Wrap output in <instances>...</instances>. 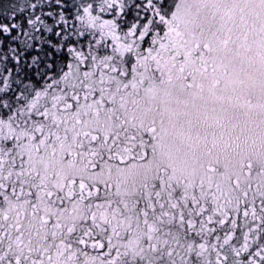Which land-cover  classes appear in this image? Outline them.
Returning a JSON list of instances; mask_svg holds the SVG:
<instances>
[{
	"label": "snow or ice",
	"instance_id": "1",
	"mask_svg": "<svg viewBox=\"0 0 264 264\" xmlns=\"http://www.w3.org/2000/svg\"><path fill=\"white\" fill-rule=\"evenodd\" d=\"M0 264H264V0H0Z\"/></svg>",
	"mask_w": 264,
	"mask_h": 264
}]
</instances>
